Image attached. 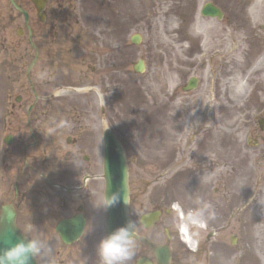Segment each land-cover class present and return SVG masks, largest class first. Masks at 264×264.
Returning <instances> with one entry per match:
<instances>
[{"label":"rangeland","instance_id":"1","mask_svg":"<svg viewBox=\"0 0 264 264\" xmlns=\"http://www.w3.org/2000/svg\"><path fill=\"white\" fill-rule=\"evenodd\" d=\"M22 2L30 10V1ZM206 2L223 12L221 20L200 15ZM59 4V84L93 81L100 88L93 98L61 94L62 101L72 103L65 114L90 118L93 130L108 127L137 161L175 156L178 165L161 177L146 164L139 171L145 177L139 189H162L170 176L172 204L197 223L190 226V247L197 245L201 264H264V130L257 122L264 116V56L258 71H248L264 54V0ZM3 11L10 13L13 25L21 20L8 0H0ZM134 34L138 44L130 40ZM223 53L225 57L218 56ZM138 59L144 62L140 74L132 69ZM235 75L245 83L238 96ZM6 77L0 75V104L2 90L9 86ZM190 77L198 79L197 87L184 92L181 87ZM204 203L212 208L197 218L194 213ZM212 211L215 217L208 219Z\"/></svg>","mask_w":264,"mask_h":264},{"label":"flooded vegetation","instance_id":"2","mask_svg":"<svg viewBox=\"0 0 264 264\" xmlns=\"http://www.w3.org/2000/svg\"><path fill=\"white\" fill-rule=\"evenodd\" d=\"M14 1L21 19L15 25L10 13L0 12V59L5 61L0 75L6 74L9 84L0 104L6 110H0V212L2 205H9L18 230L48 245L50 251L39 264H99L96 248L105 237L106 215L102 130H93L90 118L67 116L72 103L62 101L61 94L99 96L100 88L93 81L85 86L59 84V0L52 5L42 0L39 7L29 0L30 10L20 5L22 0ZM99 110L103 115L104 108ZM135 157L130 163L150 164V173L160 177L176 160L168 153L147 161ZM135 173L128 180L137 191L129 213L140 239H134L135 255L128 264H157L156 246L168 248L169 264H201L199 251L190 252L180 242L167 194L170 185L162 193L140 190L145 177ZM65 220L69 222L57 229Z\"/></svg>","mask_w":264,"mask_h":264},{"label":"clouds","instance_id":"3","mask_svg":"<svg viewBox=\"0 0 264 264\" xmlns=\"http://www.w3.org/2000/svg\"><path fill=\"white\" fill-rule=\"evenodd\" d=\"M100 106L104 107V97L100 98ZM61 126H67L61 122ZM121 200L127 205L126 196L121 197L120 191L105 196L103 208L106 210L120 203ZM212 205L204 203L203 209H198L194 215L203 219L205 211ZM215 217L214 211L210 212L208 219ZM135 228L133 221L129 220L124 226L115 229L101 239L96 248L99 264H128L135 255ZM50 251L48 245L39 239H22L6 248H0V264H31L33 259L42 257Z\"/></svg>","mask_w":264,"mask_h":264},{"label":"water","instance_id":"4","mask_svg":"<svg viewBox=\"0 0 264 264\" xmlns=\"http://www.w3.org/2000/svg\"><path fill=\"white\" fill-rule=\"evenodd\" d=\"M202 15L222 17L218 8L211 3H206L201 11ZM132 42L138 43V37H132ZM141 63L135 65L136 71H141ZM104 173L106 179L105 196H110L112 193L120 191L121 197L126 196L127 187L125 182V162L123 150L120 143L112 132H104ZM11 212L4 210L0 217V248H6L26 237L16 231L13 223ZM129 221V217L125 208V203L121 200L120 203L107 209V218L105 223L106 236L115 229L124 226ZM31 264H35V259Z\"/></svg>","mask_w":264,"mask_h":264},{"label":"bare ground","instance_id":"5","mask_svg":"<svg viewBox=\"0 0 264 264\" xmlns=\"http://www.w3.org/2000/svg\"><path fill=\"white\" fill-rule=\"evenodd\" d=\"M226 54H228V53H226ZM264 56V54H260L259 55V57L255 60V62L253 63V65H252V67H250L249 68V72H251V70H252V72H256V71H258V69H257V64H259V66H261V64H262V60L263 59H261L260 57H262V56ZM219 57H225V53H223V54H220V55H218ZM246 67V65H244L242 68H241V72H242V70H244V68ZM240 72V73H241ZM241 78L240 77H237V75H235L234 77H233V80L236 82V88H238L237 90H235V92H234V95H240V93H242L243 92V88H244V82H242V80H240ZM191 85L193 86V85H195L194 83H191ZM181 89H182V87H181ZM183 90V89H182ZM239 92V93H238ZM168 112H170L169 110H167ZM151 113H152V115H153V117L155 118L156 117V112L152 109L151 110ZM160 119L162 120L163 119V116L161 115V117H160ZM159 119V120H160ZM263 119H264V117H263ZM160 120V121H161ZM263 123H264V121H263ZM105 131H107V132H112L113 133V131L111 130V129H109L108 127H105L104 129H103V132H105ZM114 134V133H113ZM115 136V135H114ZM116 137V139H117V141L120 143V145H123L122 144V142L120 141V139L117 137V136H115ZM122 147V146H121ZM122 150H123V158H124V162H125V171H124V175H125V182H126V187H127V192H126V198H127V201H128V203H127V205H125V208H126V211H127V214H128V217H129V220H131V216H130V210H131V208H129L130 207V204H132V198L133 197H135V195H134V191L132 190V188H131V186L129 185V182H128V180H129V177H130V174H136L135 172H139L140 170H142L144 167L143 166H141L140 164H138V162H136V163H130V161L128 160V156H127V154H126V150H125V148H124V146L122 147ZM174 165H178V163H176V160H174ZM174 165H172L171 166V168L173 169L174 168ZM176 168V167H175ZM132 169V170H131ZM182 170V169H181ZM180 171V170H179ZM179 171H177V172H179ZM165 175V174H164ZM102 178H103V180H104V185H103V187L104 188H106V185H105V175H104V173H102ZM164 180H165V178H164ZM166 184H169L170 186H171V184H172V182H171V179H170V176L168 175V177H166ZM169 186V187H170ZM170 189H171V187L168 189V196H169V198H171V192H170ZM164 190V187H162V189H159V191L158 190H156L155 189V191H156V193H162V191ZM4 208H8V211L9 212H11V213H13L12 214V218H13V221H14V219H15V213H14V211H12L11 210V207L8 205H4ZM4 208H3V205L1 206V216L3 215V212H4ZM0 216V217H1ZM104 221H106V220H104ZM16 231L18 232V233H20L17 229H16ZM22 236H23V234L22 233H20ZM182 235L184 236V240H185V242L187 243V244H189V246H190V244H191V239L189 238V235L187 234V230H186V227L185 226H183L182 227ZM24 237H26V236H24ZM27 238V237H26ZM28 239V238H27ZM134 239H140V238H138V236L136 235V233H135V235H134ZM142 240V239H141ZM158 253H157V256H158V258H159V260H161V262H157V264H169V260H170V252H169V250H168V248L166 247V246H158Z\"/></svg>","mask_w":264,"mask_h":264}]
</instances>
